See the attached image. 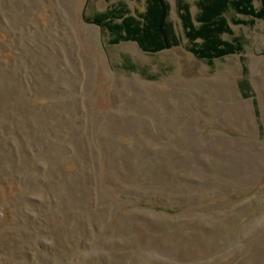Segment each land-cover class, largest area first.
<instances>
[{
  "label": "rangeland",
  "instance_id": "rangeland-1",
  "mask_svg": "<svg viewBox=\"0 0 264 264\" xmlns=\"http://www.w3.org/2000/svg\"><path fill=\"white\" fill-rule=\"evenodd\" d=\"M85 1L0 0V264H264V22L256 118L237 54L108 45Z\"/></svg>",
  "mask_w": 264,
  "mask_h": 264
},
{
  "label": "trees",
  "instance_id": "trees-1",
  "mask_svg": "<svg viewBox=\"0 0 264 264\" xmlns=\"http://www.w3.org/2000/svg\"><path fill=\"white\" fill-rule=\"evenodd\" d=\"M89 1H85L84 7ZM142 4L141 10H130L124 1L118 0L102 10L88 14L83 10L82 19L97 26L108 45L130 41L140 51L153 54L182 44L208 66L216 59L237 54L241 75L236 85L243 98L251 97L254 116L258 117L256 99L246 77L245 38L234 33L231 25L252 27L258 19L264 22V0H193V14L189 2L174 0L180 35L169 17L167 0H142ZM261 52L264 55V42ZM127 65L132 67L131 63Z\"/></svg>",
  "mask_w": 264,
  "mask_h": 264
},
{
  "label": "crops",
  "instance_id": "crops-1",
  "mask_svg": "<svg viewBox=\"0 0 264 264\" xmlns=\"http://www.w3.org/2000/svg\"><path fill=\"white\" fill-rule=\"evenodd\" d=\"M105 8V7H104Z\"/></svg>",
  "mask_w": 264,
  "mask_h": 264
}]
</instances>
